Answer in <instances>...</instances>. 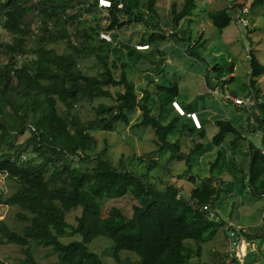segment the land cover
Segmentation results:
<instances>
[{"label":"trees","instance_id":"trees-1","mask_svg":"<svg viewBox=\"0 0 264 264\" xmlns=\"http://www.w3.org/2000/svg\"><path fill=\"white\" fill-rule=\"evenodd\" d=\"M109 1V6H101L99 0H0V22L14 33L12 42L0 46V146L15 135L8 143L15 152H5L0 157V175L18 185L10 196L0 195V203L18 205L21 211L17 216L25 223L19 232L0 220V242L15 243L24 249L25 258L20 264H41L31 250L33 243L52 247L64 264H105L89 248L100 236L113 240L117 259L121 251H130L138 255L137 264H189L195 245L199 254L202 244L211 241L225 223L211 219L203 208L210 205L214 209L219 197V189L212 184L193 188L187 199L178 184L168 182L164 188H158L137 171L115 167L106 150L96 151L98 140L92 131H111L119 122L129 124V113L136 107H140L142 116L135 126L154 129L158 147L154 153L169 150L167 163H190L186 156L205 148L202 142H182L186 130H199L203 136L204 124L198 115L202 125L195 126L188 114L199 112L192 107H183L181 103L185 111L181 114L172 105L179 98L178 83L158 86L160 93H167L156 107L150 93L141 100L128 76L127 61L117 58L111 43L99 38L102 32L114 33L130 20L140 22L146 16L134 10L135 0ZM144 5L156 11L155 0ZM195 8L196 0H185L181 11L173 6V25L177 27ZM102 9L106 11L105 24L81 26L86 15ZM31 12L36 18L27 17ZM233 17L228 7L209 12V18L220 29L229 26ZM36 20L38 46L31 47L27 36L34 32L32 23ZM168 36L156 32L148 40L145 35L141 42L150 47L151 42L166 40ZM58 40L66 41L65 52L49 47L50 42ZM126 48L130 58L143 56L137 55L141 50L135 46ZM81 56L96 57L101 66L97 74L83 72ZM250 60L249 96L244 99L250 98L252 103L244 109L249 122H253L251 130L263 133L264 140V94L257 86V79L264 75V65L254 54ZM217 70L220 78L229 75L234 72V62ZM111 87L118 89L112 92ZM97 98L115 102H101L95 108V118L83 120L76 110L84 100ZM60 104L64 106L62 111ZM172 110L174 115L169 118ZM181 115L190 121L185 122ZM216 124L219 131L213 137L214 144L220 145L230 134L231 145L244 139L239 125L232 120L218 118ZM178 125L181 135L170 141ZM26 132L29 137L20 149L18 136ZM191 148L188 154L184 151ZM249 156L247 184L253 195L259 197L264 194V145L258 148L250 143ZM124 197L134 201L131 216L118 206L104 213L100 199ZM79 206L83 207L82 214L76 217V224L69 223L67 212ZM76 235L81 239L68 243L61 240L63 236ZM190 239L194 246L185 244ZM0 264L9 263L0 257Z\"/></svg>","mask_w":264,"mask_h":264},{"label":"rangeland","instance_id":"rangeland-1","mask_svg":"<svg viewBox=\"0 0 264 264\" xmlns=\"http://www.w3.org/2000/svg\"><path fill=\"white\" fill-rule=\"evenodd\" d=\"M135 1L137 2H133L134 10L142 11L146 15L144 20L140 22L130 20L115 31V34L102 32L99 38L109 41L114 51H117L116 57L127 61L128 76L141 100L150 93L154 96L152 101L156 107L159 99L167 93L166 91L160 93L158 86L178 83V103L181 102L183 107L189 106L197 110L204 124L203 136L199 134V130L194 132L186 130L181 136L182 142L188 145L202 142L205 148L192 151L190 157L186 156L190 163L185 160L167 163L171 153L169 150L154 153L158 148L154 142L156 137L154 129L151 126H135L142 116V110L136 107L129 113L131 116L129 124L119 122L114 130L92 131L98 140L96 151L106 150L115 167L125 166L137 171L154 181L158 188H164L168 182L178 184L187 199H190L193 188L202 187L207 183L212 184L219 189V197L214 205L219 217L226 221L233 220L252 231L250 238L254 246L246 247L245 262H240L234 257L224 223L211 241L202 244L199 254L194 240L185 242L187 245H195L196 250L189 264H264V196L253 195L247 184L249 144L253 143L262 148L264 140L263 133L251 130L250 124L253 122H249L248 113L244 109L246 107L244 102L249 100L244 98L249 96L251 55H256L264 65V0H196L193 13L181 19L177 27L172 23V8L175 6L177 11H181L185 0H155L154 12L144 5L148 0ZM227 7L233 12L234 17L229 26L220 29L209 18V12ZM105 12L102 9L86 15L81 26L105 24ZM35 15L31 12L27 17L36 18ZM32 28L34 32L27 36L28 46L37 47V20L32 23ZM156 32H163L169 36L166 40L151 42L150 47L141 42L142 37L144 39L146 35L145 39L148 40ZM13 36L14 33L4 28L0 22V46L12 42ZM99 38L97 37L98 40ZM133 46L141 50L137 54L143 55L141 58H130L126 47ZM49 47L57 52H65L67 43L65 40L52 41ZM230 62H234V72L220 78L217 67L226 66ZM80 67L84 73L95 75L101 66L95 56H81ZM257 86L262 90L261 94H264V75L257 79ZM116 89L118 88L111 87L112 92ZM239 99L245 101L239 104L237 103ZM101 102L111 104L115 100L110 98L84 100L76 111L83 120L93 119L96 116L95 108ZM172 105L175 107L173 103ZM63 109L64 106L60 104L59 110ZM173 115L172 110L169 112V118ZM218 118L230 119L239 125L244 139L239 140L236 145H231L229 140L233 135L230 134L220 145L214 144L213 137L219 131L216 124ZM183 120L187 122L189 119L184 117ZM180 125L173 130L169 137L170 141L180 137ZM28 137L29 132L18 136L17 141L22 144L20 149L24 148ZM14 138L13 134L7 142ZM8 143L0 146V157L5 152H15ZM192 149L184 151L188 154ZM17 188L16 182L6 175H0L1 198L10 196ZM99 201L104 204L105 214H108L113 206L120 207L128 216L133 213L134 201L129 197ZM20 211L18 205L0 203V220H4L12 229L22 232L25 223L17 216ZM82 211L83 207L79 206L67 212L68 222L76 224V217L82 214ZM73 239L80 240L81 237L79 235L75 238L61 237L64 243ZM89 248L98 253L105 264H137L139 260L138 255L130 251H121L119 259L115 258L113 240L103 236L95 238L89 244ZM31 250L41 264H64L60 261L58 252L50 246L33 243ZM0 257L9 264H20L25 258V252L18 244L0 242Z\"/></svg>","mask_w":264,"mask_h":264},{"label":"built area","instance_id":"built-area-1","mask_svg":"<svg viewBox=\"0 0 264 264\" xmlns=\"http://www.w3.org/2000/svg\"><path fill=\"white\" fill-rule=\"evenodd\" d=\"M100 5L101 6H109L110 1L109 0H101ZM244 22L247 23L246 20H244ZM247 99H249L247 102L244 99H239V102H237V103L241 104V103H243V101H245L244 102L245 105H247L248 103H252L250 98H247ZM173 104L181 113L185 112L184 108L182 110L178 106V101L173 102ZM188 115L192 117L193 122H194L196 127H198V128L201 127L202 123H201V120H200V118L196 112H192ZM22 157L25 158V155H22ZM262 196H264V194ZM203 208H204V210L208 211L209 217L211 219H213L215 221L220 220L217 212L214 209H211L210 205H205ZM225 228H226V236H227L228 242L230 244V247L232 249L234 257L236 259H238L240 262L241 261L245 262V258L247 255L246 247H248V246L253 247L254 246V245H252L251 238H249L247 235V234H251L252 231L250 229H246V228L242 227L241 225L235 223L233 220H227L225 222Z\"/></svg>","mask_w":264,"mask_h":264},{"label":"crops","instance_id":"crops-1","mask_svg":"<svg viewBox=\"0 0 264 264\" xmlns=\"http://www.w3.org/2000/svg\"><path fill=\"white\" fill-rule=\"evenodd\" d=\"M178 102H179V99H178ZM180 104H181V102H180ZM198 115H199V113H198ZM200 116V115H199ZM215 211H216V209H214ZM217 214H219V213H217ZM219 216V215H218ZM220 218V217H219ZM220 219H223V218H220ZM223 220H225L226 221V219H223ZM224 221V222H225Z\"/></svg>","mask_w":264,"mask_h":264},{"label":"clouds","instance_id":"clouds-1","mask_svg":"<svg viewBox=\"0 0 264 264\" xmlns=\"http://www.w3.org/2000/svg\"><path fill=\"white\" fill-rule=\"evenodd\" d=\"M178 105L182 108V110H183V107L178 103ZM176 110H178L177 108H176ZM179 111V110H178ZM182 114V113H181ZM184 114V113H183Z\"/></svg>","mask_w":264,"mask_h":264}]
</instances>
